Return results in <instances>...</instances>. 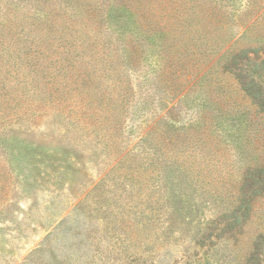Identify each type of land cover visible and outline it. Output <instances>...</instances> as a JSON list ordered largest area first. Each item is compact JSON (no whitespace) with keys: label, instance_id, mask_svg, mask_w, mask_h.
I'll use <instances>...</instances> for the list:
<instances>
[{"label":"rangeland","instance_id":"1","mask_svg":"<svg viewBox=\"0 0 264 264\" xmlns=\"http://www.w3.org/2000/svg\"><path fill=\"white\" fill-rule=\"evenodd\" d=\"M234 57L264 86V0H0V264H251L264 111Z\"/></svg>","mask_w":264,"mask_h":264},{"label":"trees","instance_id":"2","mask_svg":"<svg viewBox=\"0 0 264 264\" xmlns=\"http://www.w3.org/2000/svg\"><path fill=\"white\" fill-rule=\"evenodd\" d=\"M48 1V0H47ZM122 1L124 0H113L114 4L118 6L120 9V6L122 5ZM103 1H101L102 3ZM39 7V5H38ZM44 13V18L46 19V22H51L50 28L58 30V26L60 24V21L62 20L60 14H58V9H55V7L47 6V7H40ZM40 14V13H38ZM76 14H78V18H75L73 16L70 17L68 23L64 25L65 32L69 31L70 29H73V27L76 25V22L78 20L83 21L87 25L88 22L85 21V17H81V15L76 11ZM118 26L123 27V22L117 23ZM112 29H117L113 26H108ZM164 28L162 30L166 29V26H163ZM121 32V31H118ZM134 32V31H133ZM241 58L240 57H234L232 61H230L227 65V72L233 74L239 79V83L242 86V89L252 98L253 102L264 111V86L263 83L258 79L257 76L260 75L259 71H257V68L251 69L249 67L248 71L250 73H245V67L243 64L240 63ZM247 71V72H248ZM262 71H264V62L262 64ZM261 71V72H262ZM255 72V73H254ZM258 74V75H256ZM245 75V76H244ZM244 78V81H242V78ZM190 80L187 81L189 83ZM125 94V92H124ZM84 123V121H83ZM251 169V168H249ZM258 171L262 172V168H255ZM244 180V183L242 184V191L239 196V204L236 206V208L232 211V215L234 216L236 222L240 224V219L242 217L243 221L242 223L246 222V220L249 218V213L252 208V196L256 193H263L264 194V177L262 175L254 176L253 173H249ZM250 178V179H249ZM250 190H253L252 193H249ZM259 236L256 237V243L254 245V248L252 249L249 262L251 264H263L262 261V251L264 249V232H260L258 234Z\"/></svg>","mask_w":264,"mask_h":264}]
</instances>
